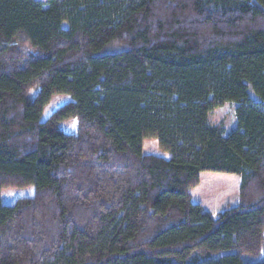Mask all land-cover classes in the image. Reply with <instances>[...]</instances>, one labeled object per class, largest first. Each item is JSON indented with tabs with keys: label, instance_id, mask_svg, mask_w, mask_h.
Listing matches in <instances>:
<instances>
[{
	"label": "trees",
	"instance_id": "obj_1",
	"mask_svg": "<svg viewBox=\"0 0 264 264\" xmlns=\"http://www.w3.org/2000/svg\"><path fill=\"white\" fill-rule=\"evenodd\" d=\"M0 264H264V0H0Z\"/></svg>",
	"mask_w": 264,
	"mask_h": 264
},
{
	"label": "rangeland",
	"instance_id": "obj_2",
	"mask_svg": "<svg viewBox=\"0 0 264 264\" xmlns=\"http://www.w3.org/2000/svg\"><path fill=\"white\" fill-rule=\"evenodd\" d=\"M72 98L67 94L54 95L50 103L45 107L42 119L48 118L54 111L64 104L70 102ZM236 104L227 102L223 106L213 110L209 116L210 124L219 125L223 128L224 134H228L236 128ZM143 153L154 154L170 159L171 154L162 150L156 138H146L143 142ZM226 176L229 180L226 185L221 182L213 184L212 181L218 176ZM241 178L235 174L203 172L200 175L199 185L191 190L193 201L201 204L205 210L219 214L229 207L236 206L239 201V188ZM34 187H8L2 191V199L7 204H15L19 198L31 197L34 195ZM263 255V254H262ZM260 255V256H262ZM249 261H258L254 257H246Z\"/></svg>",
	"mask_w": 264,
	"mask_h": 264
}]
</instances>
